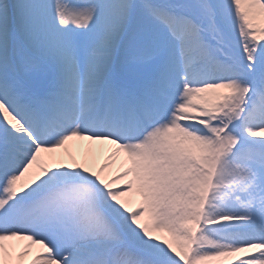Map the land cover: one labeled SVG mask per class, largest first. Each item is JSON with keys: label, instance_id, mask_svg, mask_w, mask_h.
I'll return each instance as SVG.
<instances>
[{"label": "snow or ice", "instance_id": "6c2138e0", "mask_svg": "<svg viewBox=\"0 0 264 264\" xmlns=\"http://www.w3.org/2000/svg\"><path fill=\"white\" fill-rule=\"evenodd\" d=\"M0 264H264V0H0Z\"/></svg>", "mask_w": 264, "mask_h": 264}, {"label": "bare ground", "instance_id": "6f19581e", "mask_svg": "<svg viewBox=\"0 0 264 264\" xmlns=\"http://www.w3.org/2000/svg\"><path fill=\"white\" fill-rule=\"evenodd\" d=\"M83 143H84V141H77V142H73L70 145V147L72 148V150L76 152L78 158H79V154L82 151V148H83L82 145H83ZM88 153L95 154L96 157H97V161L98 162L104 159V158L103 159H100V157L103 156L104 153L99 152L98 147L96 145H90L89 144ZM134 199H135V197H134Z\"/></svg>", "mask_w": 264, "mask_h": 264}, {"label": "rangeland", "instance_id": "374dc122", "mask_svg": "<svg viewBox=\"0 0 264 264\" xmlns=\"http://www.w3.org/2000/svg\"><path fill=\"white\" fill-rule=\"evenodd\" d=\"M85 143H86V142H85ZM87 149H88V147H85V146H84V150H85V151H82V152H83V153H86V152H87Z\"/></svg>", "mask_w": 264, "mask_h": 264}]
</instances>
